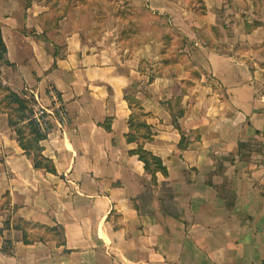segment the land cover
Masks as SVG:
<instances>
[{"label": "crops", "instance_id": "crops-1", "mask_svg": "<svg viewBox=\"0 0 264 264\" xmlns=\"http://www.w3.org/2000/svg\"><path fill=\"white\" fill-rule=\"evenodd\" d=\"M223 1L205 0L207 14L191 32L192 12L183 9L189 27H176L194 47L177 55L174 38L165 60L160 42H143L134 69L123 72L109 43L61 24L41 27L31 10L8 12L0 0L4 82L45 105L54 92L78 106L65 131L40 141L50 171L34 166L0 101V264H264V10L218 11ZM254 18L263 24L248 31ZM44 31L56 37L48 42ZM182 91L178 128L168 100ZM128 97L147 113L144 147L168 168L156 183L130 152L145 130L128 141ZM8 192L15 215L39 224L31 243L22 230L1 231ZM8 237L12 254L2 250Z\"/></svg>", "mask_w": 264, "mask_h": 264}, {"label": "rangeland", "instance_id": "rangeland-1", "mask_svg": "<svg viewBox=\"0 0 264 264\" xmlns=\"http://www.w3.org/2000/svg\"><path fill=\"white\" fill-rule=\"evenodd\" d=\"M5 1V11L13 12L14 10H19L23 12L31 10L33 16L39 19L36 24L41 27L44 25L52 27L53 24H61L66 29H78L83 36L90 35L100 42L103 41L104 44L109 43L112 60L120 65L123 72L128 69H134V66H136L135 46H140L143 42H150L152 39L161 43L162 54L165 55L166 60L168 56L164 45L172 41L167 36L175 31L177 34L183 33L188 37L187 33L176 27V23H181L185 27L190 26L188 30L191 32L196 27L195 22L206 16L208 10V6L203 0ZM148 1L149 4H147ZM239 2L241 3V8L250 6L252 7L250 9L254 8L252 0H248L249 3H244L243 0H239ZM216 5L218 6V11L228 8L225 1L222 3L218 2ZM82 8L89 10V12L81 15ZM183 9L192 12V14L189 12L186 16L189 26L183 21L181 15ZM262 9L264 10V6ZM171 14H173L172 18L177 16L178 19L175 18L170 21L168 15ZM190 18H192L193 24H191ZM35 29L37 30V28ZM46 35L51 38L56 37L53 31L47 32ZM150 37H152L151 40H149ZM127 43L128 47H124ZM194 45L195 43L190 46L194 47ZM148 62L149 60L146 62L145 67L148 66ZM136 108L138 109V106L134 107V112L139 113L140 109L136 110Z\"/></svg>", "mask_w": 264, "mask_h": 264}, {"label": "trees", "instance_id": "trees-1", "mask_svg": "<svg viewBox=\"0 0 264 264\" xmlns=\"http://www.w3.org/2000/svg\"><path fill=\"white\" fill-rule=\"evenodd\" d=\"M152 1V0H151ZM205 1V0H203ZM254 3V8L251 6L248 8H241L239 0H228L225 1L227 3L228 8L222 11H226L228 9H234L242 11L244 14L247 10H253L254 14L259 15L262 12V8L264 6V0H252ZM244 3H249L248 0H243ZM259 3V4H257ZM149 4V1L148 3ZM89 10L82 8L81 15L88 13ZM88 16V15H87ZM263 24V21L257 18H254L253 21H250L249 19L245 20V25L248 31L260 26ZM212 30L214 34H218L217 30H215V26L212 27ZM46 31L42 34L45 37V40L48 42H51L53 39L46 35ZM177 37V38H176ZM168 39L174 40V38L177 41V48L176 53L177 55H180V49L185 48L187 45H191L194 42L189 39V37L185 36L183 33L177 34L175 31L172 32L171 35L167 36ZM152 37L149 38L151 40ZM192 42V43H191ZM181 54H185V52H182ZM177 57H175L176 59ZM4 64H10L9 59L7 58V49L4 44L3 35H2V29L0 27V66ZM172 89L174 92V95L177 93V87L172 84ZM185 91H182L178 96L171 97L169 102V108L170 110H175V113H172V122L173 124L178 127H180L179 124V118L184 114V104L182 103L183 94ZM26 92H19L15 91L11 86H9L7 83L4 82L3 78L0 75V101L2 103H8L7 106H10V120L9 123L11 125L16 126V131L18 133V139L20 140V145L26 150L28 154H31L32 150L35 153L34 156V166L35 167H44L47 170L55 171V168L53 167V162L50 158L45 157L42 154V147L40 146V141L45 138L44 135H41L34 122H33V114H34V108H33V100L31 98H27L25 95ZM130 107L134 108V104H141L140 101L133 97H128ZM10 103V104H9ZM141 114L146 115L147 113L144 112L143 107H140L139 113L133 112L130 116L129 122H130V132L127 133V139L128 141H134L137 139L139 132L141 131V127L144 128V133H140L144 137V142L140 143L138 147L134 150H131L130 152L133 154H138L139 159L144 162V168L145 171L149 174H151L152 182H157V173L162 172L164 174L168 173V168L164 164L161 157L154 154L151 150L146 149L144 146V143L146 141L152 140V133L150 131V127L146 120L141 118ZM26 130H28L30 137H26ZM184 137V135H183ZM3 207L8 209L10 211V216L5 221L4 227L1 229L2 232L4 230H22L23 231V241L25 243H31L34 241V239L29 237V229L34 226H39V224H34L31 221L25 220L23 217H18L15 215V212L19 209V206L16 204H13L11 201V197L9 192L6 193V200L3 202ZM43 226V225H41ZM48 230H54V227H46ZM55 230H57V233L60 235H64V229L62 227H56ZM15 249V240H13L11 237H8L5 239L2 250L7 254H12Z\"/></svg>", "mask_w": 264, "mask_h": 264}, {"label": "built area", "instance_id": "built-area-1", "mask_svg": "<svg viewBox=\"0 0 264 264\" xmlns=\"http://www.w3.org/2000/svg\"><path fill=\"white\" fill-rule=\"evenodd\" d=\"M25 96L33 100L32 119L38 132L44 137H48L56 128L65 131L72 112L78 107L75 99H61L54 92H52L51 105H45L37 94L30 96L27 93Z\"/></svg>", "mask_w": 264, "mask_h": 264}]
</instances>
